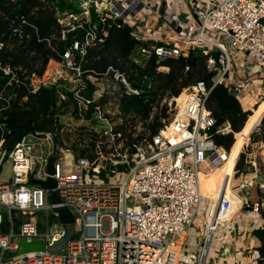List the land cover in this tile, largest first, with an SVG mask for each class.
Wrapping results in <instances>:
<instances>
[{"label": "built area", "instance_id": "1", "mask_svg": "<svg viewBox=\"0 0 264 264\" xmlns=\"http://www.w3.org/2000/svg\"><path fill=\"white\" fill-rule=\"evenodd\" d=\"M65 2L69 8L56 14L61 37L76 32L80 37L64 49L59 62L53 61L60 71L51 81L32 77L30 85L32 91L56 86L59 103L67 102L70 95L73 106L61 117L72 122L60 121L61 127L53 131L30 132L11 150L0 151V167L4 160L11 164L10 180H0V264H177L187 240L185 231L195 218L204 227L196 264H206L217 226H233L242 210L258 214L264 207V200L253 203L244 196L232 212L224 193L212 203L199 188V167L205 172L219 167L230 151L212 140L213 133L231 131L228 123L217 126L207 108L212 89L219 84L228 90L233 87L228 75L236 57L250 56L255 65L264 67V0H193L189 18L196 20L197 29L194 32L186 19L175 21L168 29L174 36L171 43L162 42L168 36L165 32L146 27L150 17L160 18L157 1ZM109 22L132 30L143 58L154 57L159 63L186 57L193 48L206 56L207 71L213 74L211 86L197 81L170 97L172 115L155 134L143 135L140 118L124 115L119 104L124 97L152 94L146 78L131 83L125 73L111 66L100 74L84 68L88 49L104 41ZM26 25L22 17L10 28V35L21 41ZM2 72L10 82L15 79L12 69L5 67ZM243 75L241 70L240 79ZM109 100L114 106H108ZM249 136L239 155H245L251 145ZM233 137L235 141V133ZM80 150L84 156L78 155ZM57 152L60 157L49 174L48 160ZM48 178L56 182L52 190L34 184ZM249 185L250 180H243L239 187L243 190ZM53 192L59 203L49 202ZM202 200L207 205L200 216ZM58 208L70 212L71 224L61 223ZM39 213L45 219L36 221L33 217ZM62 237L61 249L51 250ZM21 241H40L44 249L18 254ZM230 247L220 254L237 264L239 253L243 256L245 251L237 248L236 240ZM256 264H264L259 255Z\"/></svg>", "mask_w": 264, "mask_h": 264}, {"label": "trees", "instance_id": "2", "mask_svg": "<svg viewBox=\"0 0 264 264\" xmlns=\"http://www.w3.org/2000/svg\"><path fill=\"white\" fill-rule=\"evenodd\" d=\"M67 8L69 6L65 0H0L1 152L11 150L22 136L30 132L59 129L61 124L55 116L66 114L73 106L70 95L67 102H58L56 86H41L32 91L30 85V78L42 77L49 61L59 62L64 49L80 37V32L70 33L64 39L61 37L56 14ZM22 17L27 21L26 37L19 41L10 35V28ZM140 46L141 43L134 39L130 28L109 22L104 41L88 49L84 64L86 70L94 73H104L111 66L125 73L131 83L139 77L151 83L154 89L152 94L124 97L119 101L124 115L147 120L151 112L150 99L157 93H169L171 97H176L182 89L197 81L211 86L213 74L207 71L206 56L201 49L193 48L186 57L158 63L154 57L143 58L139 52ZM136 56L140 64L134 62ZM5 67L14 72L15 79L11 82L10 77L2 72ZM159 67L167 68L168 71H158ZM145 99H149L148 103H144ZM166 108L164 106L163 112ZM207 108L215 117L217 126L224 123L230 126V133H213L212 140L217 147L231 150L225 166L233 171L245 138L246 126H255L261 119L257 137H252L251 133L250 139L251 143L264 144V100L252 113L244 111L235 94L230 93L225 85L219 84L212 89ZM159 128L155 120L149 124L152 134L157 133ZM78 155L84 156L85 151H78ZM237 161L235 169L240 172L244 155L240 154ZM259 214L263 225L254 230L252 235L259 243L257 251L260 262L264 263V207Z\"/></svg>", "mask_w": 264, "mask_h": 264}, {"label": "rangeland", "instance_id": "3", "mask_svg": "<svg viewBox=\"0 0 264 264\" xmlns=\"http://www.w3.org/2000/svg\"><path fill=\"white\" fill-rule=\"evenodd\" d=\"M183 12H188L189 10L183 9ZM189 21L187 24L192 25L193 31L195 32L196 28V20L195 19H188ZM192 21V22H191ZM174 21L172 22V24ZM209 35V34H207ZM212 40H215V37L213 35L210 36ZM138 57H135V60ZM60 71V68L56 66V64L53 63V61H49L47 64L46 70L41 77L42 81H51L53 79L55 72ZM163 71V70H162ZM106 85V84H105ZM107 86V85H106ZM111 86H116L115 84H112ZM118 89V87H116ZM111 96V95H110ZM170 95L169 93H163L159 92L154 96L153 98L150 99L151 101V112L150 116L147 120L140 119V132L143 133V135L147 136L150 132L149 129V124H151L154 120L156 121V124L159 126H162L164 123H167L168 120L170 119L172 115V108L169 107L168 103L170 101ZM111 99V98H110ZM163 100H166L164 103ZM107 101V103H110L108 106H114L113 101ZM166 106L165 112H163V108ZM71 110V109H70ZM114 113L117 114V111L114 110ZM118 115V114H117ZM58 118L59 122H63L64 120H69V122H72L71 119H68V117H61V116H55ZM80 121H78V124ZM260 122H258L257 125H255L252 129V137H257L256 133H258V127H259ZM251 135V134H250ZM250 139V136H249ZM247 141V140H246ZM251 142V139H250ZM251 145L248 146V148L245 150V155H244V161L241 165V169L239 170L240 172H244L243 170L247 169L248 166H251L248 162V157L246 154L250 152V147ZM253 148V147H252ZM251 148V149H252ZM255 150V149H254ZM231 153V150L230 152ZM240 153V152H239ZM239 155V154H238ZM237 161V160H236ZM238 162V161H237ZM237 162H236V167H237ZM252 162H255V179H251V174L248 173V177H245L247 180L254 181L258 183L259 189L262 191V195H264V160L257 158L255 161L253 160ZM200 170H203L202 167H199ZM211 169L209 168V171ZM206 170L203 172L205 173ZM235 171H237L235 169ZM234 179L232 180L231 184L234 183L235 185L241 182V179L236 180V178H240V174L238 171L236 172ZM254 174V173H253ZM252 174V176H254ZM216 176V174H215ZM243 176H246L243 174ZM250 176V177H249ZM11 178V164L9 163L8 160H6L2 166L0 167V180L1 181H9ZM234 181V182H233ZM206 185V184H205ZM260 186H263L261 188ZM205 200H202L201 202V210L199 212L200 216H203L205 212ZM195 211V206H192L191 208V214L193 215ZM29 218V217H28ZM33 218L35 220H41V218L45 219V215L39 213L36 214ZM51 218V216H50ZM51 221V219H50ZM233 226H236V228H233ZM233 226L230 224H225V225H219L214 231V238L212 239V243L209 247L208 251V256H207V263L206 264H235V263H230L226 260V258L221 256V252H224L226 246L228 244L233 245L234 241L237 240L238 242L242 243L244 245L243 249L245 251L244 255L242 256V253H239L240 255V260L237 262V264H256L257 263V258H258V251H257V243L254 238H252L250 232L252 228H255L256 225L253 222V217H238L233 223ZM69 231H71L72 227H67ZM253 230V229H252ZM243 231L247 232V237L242 241L240 238L241 236H236L239 233ZM204 232V227L201 221L197 218L194 219L192 224L186 229L185 231V237L184 239H187L183 248L179 251V256L177 260V264H196L197 258L199 256L200 250H201V237ZM78 235H75L74 238H77Z\"/></svg>", "mask_w": 264, "mask_h": 264}, {"label": "crops", "instance_id": "4", "mask_svg": "<svg viewBox=\"0 0 264 264\" xmlns=\"http://www.w3.org/2000/svg\"><path fill=\"white\" fill-rule=\"evenodd\" d=\"M157 1L159 4L158 13L160 18L153 19V17H150L147 20L146 27H151L153 30H160L161 32H165L168 36H165L163 38L162 42L171 43L174 41V36L170 35L169 33V26H171L172 22L175 24V21L178 20H188L190 16V11L183 12V9H188L190 4L193 2V0H154ZM156 4V3H155ZM164 7V8H163ZM189 21V20H188ZM192 22V21H191ZM241 70H244L243 79H240ZM167 68H163V72H167ZM239 76L237 77V72ZM228 82L230 86L238 88L239 92H234L236 98L241 104V107L244 111H250L251 113L254 111L255 108L261 103V101L264 100V67L255 65L254 62H252L250 56H245L244 60L236 57L231 63V72L228 75ZM232 87V88H233ZM264 115V114H263ZM262 115V116H263ZM254 126H246L244 130H246L245 138L243 140L246 141L251 130ZM243 144V143H242ZM242 146V145H241ZM250 152L246 154L248 157L249 164L252 165L248 166L247 169H245V172H239L240 178H236V180L241 179V182L238 184H234L232 180L234 179L235 174H237L234 169V171H230L226 168V166H223L221 169H216V180L221 183V186L219 189H217L216 192L213 193V198L215 199L213 203L217 201L218 198H220L222 191L223 193H226L227 191H231L225 198L229 199L232 204V210L236 209L238 207L237 204L240 203L241 199L246 196L251 202L255 203L260 200H264V195H262V191L258 187V183L256 180L251 181V185H249L246 189L241 190L239 185L243 182V180H247L245 177H248V173L251 174V179H255V161L257 158L264 160V144L261 142L251 143L250 146ZM255 149V150H254ZM254 166V167H253ZM236 168V166H235ZM254 173V174H253ZM245 174L246 176H243ZM252 174L254 176H252ZM250 177V176H249ZM234 182V181H233ZM232 189V190H231ZM205 208L207 205V202H205ZM253 217V222L256 225L255 228L251 229L250 234L252 235V232L258 228H261L263 225V221L261 219L260 214H254L250 212V210H242V213L237 216L238 217ZM238 236H241L240 238L242 241L246 239L247 232L243 231L241 235L237 233ZM252 238L255 239L257 243V247L259 246V243L257 239L252 235ZM237 241V240H236ZM230 247V244H228ZM242 248L244 245L237 241V248Z\"/></svg>", "mask_w": 264, "mask_h": 264}, {"label": "water", "instance_id": "5", "mask_svg": "<svg viewBox=\"0 0 264 264\" xmlns=\"http://www.w3.org/2000/svg\"><path fill=\"white\" fill-rule=\"evenodd\" d=\"M164 8V7H163ZM230 93H233V89L230 88L229 89ZM60 157V153H56L55 156L51 157L48 160L47 163V172L49 174H53V168H52V163L57 160V158ZM34 184L39 185L40 187L46 189V190H52L55 188L56 186V182L55 180L48 178L47 181H34ZM246 192V189H245ZM223 195V192L221 194V196ZM48 200L50 203H59V199L57 197V195L53 192L51 193V195L48 197ZM56 212L58 213L59 219L61 221V223L63 224H71L72 223V215L70 214V212L66 209V208H58L56 209ZM66 232H65V236H66ZM65 243V237H62L60 239V241L54 243V245L51 247V250L57 251L60 250L62 245H64ZM19 249L17 251L18 254H22V253H26V252H32V251H42L44 249V244L40 241L38 242H24L21 241L18 243ZM226 250H231V247L226 246L224 253L226 252Z\"/></svg>", "mask_w": 264, "mask_h": 264}, {"label": "bare ground", "instance_id": "6", "mask_svg": "<svg viewBox=\"0 0 264 264\" xmlns=\"http://www.w3.org/2000/svg\"><path fill=\"white\" fill-rule=\"evenodd\" d=\"M229 152H230V151H229ZM228 154L230 155V153H228ZM229 155H227V156L225 157V158H226L225 163L221 164L219 167H215V168L210 167V168H211L210 171L204 173L203 170H202V172L199 173V188H200V192H201V194H202L204 197L210 199V200L212 201V203H213V201L215 200V199L213 198V193L216 192L217 189H219L220 186H221V183L218 182V181L216 180L215 170L218 169V168L221 169L223 166L226 165V163L229 161ZM205 184H206V185H205ZM231 190H232V189H231ZM230 192H231V191H227L226 193H224L225 197H226L227 194H229ZM237 205H238V207H237L236 209H234L232 212L236 211V210L239 208L240 203L237 204ZM183 237H184V236L182 235V236H181L182 239H179V240H178V244L181 243V240H183ZM213 238H214V237H213ZM175 251H176V253H177L178 248H175Z\"/></svg>", "mask_w": 264, "mask_h": 264}]
</instances>
